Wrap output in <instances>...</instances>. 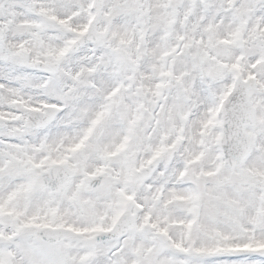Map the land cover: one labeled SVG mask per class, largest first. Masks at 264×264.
Listing matches in <instances>:
<instances>
[{
	"label": "snow or ice",
	"instance_id": "1",
	"mask_svg": "<svg viewBox=\"0 0 264 264\" xmlns=\"http://www.w3.org/2000/svg\"><path fill=\"white\" fill-rule=\"evenodd\" d=\"M0 264H264V0H0Z\"/></svg>",
	"mask_w": 264,
	"mask_h": 264
}]
</instances>
